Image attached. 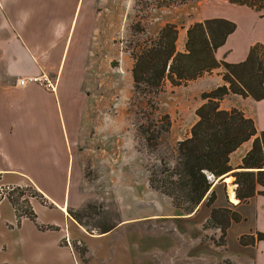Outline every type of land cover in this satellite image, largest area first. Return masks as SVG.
I'll use <instances>...</instances> for the list:
<instances>
[{"label":"crops","instance_id":"1","mask_svg":"<svg viewBox=\"0 0 264 264\" xmlns=\"http://www.w3.org/2000/svg\"><path fill=\"white\" fill-rule=\"evenodd\" d=\"M91 1L4 0L0 10V23L8 25L0 30V185L29 188L36 195L26 198L34 219L20 216L16 194L0 201V264H100L106 254L105 247L97 249L98 260L89 263V241L104 233L89 234L69 215L92 200L80 147L89 100L85 68ZM209 19H224L236 26L216 49L218 61L243 62L254 44H261L264 51V8L201 0L193 7L188 26ZM41 73L55 82L54 91L33 83L17 85L18 79ZM222 73L220 67L188 84L210 78L214 81L210 91L224 84ZM231 99L241 103L229 104ZM219 106L238 109L253 120L258 133L264 131V100L229 94ZM251 143L245 142L230 155L232 171L213 185L215 193L220 186L229 190L226 203L234 205L242 218L226 231L227 241L232 238L239 247L236 258H229L232 264H264V240L257 239V234L264 235V196L238 204L232 176L242 171L238 167ZM258 190L264 192V187ZM153 217L126 218L118 226ZM243 236L255 240L242 245Z\"/></svg>","mask_w":264,"mask_h":264},{"label":"rangeland","instance_id":"2","mask_svg":"<svg viewBox=\"0 0 264 264\" xmlns=\"http://www.w3.org/2000/svg\"><path fill=\"white\" fill-rule=\"evenodd\" d=\"M199 1H91L85 68L89 100L80 147L85 185L92 192V200L79 211L71 210L69 215L89 234L113 229L89 241V263L98 260L95 252L104 247L106 254L100 264H232L229 258H236L239 252L232 238L227 241L225 237L222 244L219 229L207 226L210 209L231 208L225 198L228 189L221 186L216 189L218 200L212 208L206 207L204 201L188 213L185 206L177 208L170 198L149 184L151 174L160 173L163 164H174L177 143L189 137L197 120L195 110L202 103L200 96L214 81L206 78L180 86L165 82L153 98L135 94L133 90L132 51L156 37L165 24L176 26V49L182 51L185 42L182 33ZM227 102L241 103V100ZM163 115L169 117L167 131L161 120ZM147 137L156 138L148 143ZM129 140L131 147H123ZM117 176L121 177L118 185L114 183ZM19 189L24 191L21 204L36 196L29 188ZM113 193H118L129 207L121 211ZM149 215L154 217L118 226L126 218ZM246 228L247 224L243 226Z\"/></svg>","mask_w":264,"mask_h":264},{"label":"trees","instance_id":"3","mask_svg":"<svg viewBox=\"0 0 264 264\" xmlns=\"http://www.w3.org/2000/svg\"><path fill=\"white\" fill-rule=\"evenodd\" d=\"M230 3L247 6L255 10L264 8L263 3L254 0H228ZM235 24L224 19H209L193 23L186 30L182 51L176 49L178 30L173 24H165L156 37L145 40L133 50L131 77L135 94L156 97L165 82L171 86L188 84L223 68L224 84L204 92L202 104L195 110L197 120L190 129L189 137L177 143L175 162L172 166L163 164L160 173L154 172L149 179L150 187L170 198L177 208L191 213L204 203L213 206L216 193L214 183L230 173V155L242 144L252 141L250 150L241 160L242 171L233 173L235 198L238 204L246 203L255 195L264 196L258 187H264V131L257 132L253 120L246 118L238 109H220L219 103L229 94L254 101L264 100V51L261 44L251 46L245 61L228 64L218 61L215 51L224 44L226 37L235 30ZM163 115L164 131L170 122ZM156 137H147L148 143ZM24 191L16 188L14 200L20 216L34 219L27 201L20 203ZM231 208L210 209L207 226L219 229L222 244L226 231L232 223L241 221V216ZM74 213V212H73ZM76 221H78L76 219ZM113 227L105 229L109 232ZM264 240L263 234H257ZM252 236L240 238L242 245L254 242Z\"/></svg>","mask_w":264,"mask_h":264},{"label":"built area","instance_id":"4","mask_svg":"<svg viewBox=\"0 0 264 264\" xmlns=\"http://www.w3.org/2000/svg\"><path fill=\"white\" fill-rule=\"evenodd\" d=\"M29 83L37 84L49 91H54L55 89V82L44 73L38 76H29L17 80L18 86H25ZM13 192H15V188L0 185V201L4 198H9Z\"/></svg>","mask_w":264,"mask_h":264},{"label":"clouds","instance_id":"5","mask_svg":"<svg viewBox=\"0 0 264 264\" xmlns=\"http://www.w3.org/2000/svg\"><path fill=\"white\" fill-rule=\"evenodd\" d=\"M3 4H4V0H0V10L3 9ZM7 27H8V25L6 22L0 23V30L7 29ZM124 107H127V104H125ZM105 119L107 120L108 117H105ZM131 145H132V141L129 140V142L127 144L123 145V147H131ZM120 181H121V177L117 176L115 178L114 183L118 185V184H120ZM113 198L115 199L117 205L120 207L121 211H124L127 207H129V205L124 204L123 198L118 193H113ZM134 199H135V197H134Z\"/></svg>","mask_w":264,"mask_h":264},{"label":"bare ground","instance_id":"6","mask_svg":"<svg viewBox=\"0 0 264 264\" xmlns=\"http://www.w3.org/2000/svg\"><path fill=\"white\" fill-rule=\"evenodd\" d=\"M232 201H235V200H233V198H232Z\"/></svg>","mask_w":264,"mask_h":264}]
</instances>
